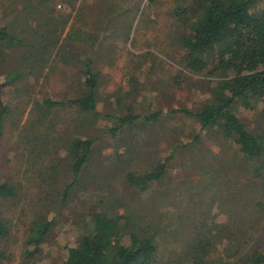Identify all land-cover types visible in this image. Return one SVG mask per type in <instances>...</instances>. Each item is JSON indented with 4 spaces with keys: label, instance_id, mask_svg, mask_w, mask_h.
I'll list each match as a JSON object with an SVG mask.
<instances>
[{
    "label": "rangeland",
    "instance_id": "rangeland-1",
    "mask_svg": "<svg viewBox=\"0 0 264 264\" xmlns=\"http://www.w3.org/2000/svg\"><path fill=\"white\" fill-rule=\"evenodd\" d=\"M186 1L0 0V28L29 38L50 20L47 30L59 31V44L74 46L68 45L69 58L77 56L66 64L53 53L43 65L44 56L40 63L33 54L28 58V47L0 42V74L20 63L24 73L3 86L2 101L11 113L0 136V181L16 186L20 196L0 199V217L10 227L0 264H63L64 246L77 243L88 214L95 211L128 212L130 222L154 225L158 253L165 258L187 238L181 226L194 215L208 213L221 222L229 217L230 195L236 192L245 202L262 194L264 180L247 179L248 166L232 141L180 111L200 110L215 82L185 67L178 41L185 27L176 10ZM87 57L101 72L100 115L69 105L42 106L46 98L66 101L83 93L77 70ZM234 110L249 129L262 128L255 109L235 103ZM155 112H160L158 119H144ZM123 114L139 118L109 136L112 116ZM74 136L97 141L67 199L60 201L61 186L72 180L65 148ZM165 158L160 179L145 189L128 183L127 173L139 177ZM50 168L52 178L43 180L40 173ZM36 194L41 195L37 211L54 223L40 252L29 259L24 240L29 202ZM123 241L128 242L127 235Z\"/></svg>",
    "mask_w": 264,
    "mask_h": 264
},
{
    "label": "trees",
    "instance_id": "trees-1",
    "mask_svg": "<svg viewBox=\"0 0 264 264\" xmlns=\"http://www.w3.org/2000/svg\"><path fill=\"white\" fill-rule=\"evenodd\" d=\"M176 14L185 27L178 38L184 50L185 67L191 73L215 79L210 96L200 110L180 111L195 116L202 127L216 128L223 137L230 139L238 149L239 159L248 166L247 179L264 180V0H187ZM49 22L31 31L29 38L9 32L6 26L1 27L0 42L11 48L28 47V58L33 54L40 63L43 59L40 56H44L43 65L53 53L64 63L71 64L77 57L68 56V45L74 47L73 44H59V31L47 30ZM94 64L89 57L81 60V68L77 70L85 86L81 95L66 101L46 98L41 100L42 106H75L80 112L98 117L101 72ZM21 67L20 63L13 70L0 74L3 76L0 80V136L5 116L11 113V106L2 101L3 86L23 77ZM235 103L255 109L262 128L246 127L234 110ZM173 112L179 110L169 111ZM159 116L160 112H155L144 119L154 121ZM112 118L111 126L106 128L109 136H115L139 115H113ZM96 141L97 138H68L65 149L72 180L61 186L60 201L67 199ZM38 160L43 164L45 154L39 155ZM167 161L166 158L161 160L139 177L129 172L126 179L131 186L145 189L164 175ZM51 171L52 168L40 173L43 180L52 178ZM236 191L240 193L237 188ZM19 196L16 186L6 180L0 181V199ZM33 197L29 202L31 214L24 240V256L29 259L40 252L54 223L53 218L37 211L35 203L41 201V195ZM229 199L227 220L216 222L208 213L205 218L200 213L194 215L181 226L187 238L181 240L178 250H172L165 258L158 253L154 225L132 223L128 212H91L77 243L64 246L63 264H264V189L259 197L249 196L245 202L236 192ZM9 231L8 221L0 217V257L3 256L1 243ZM125 235L127 243L123 241ZM218 251L222 254L214 253Z\"/></svg>",
    "mask_w": 264,
    "mask_h": 264
}]
</instances>
